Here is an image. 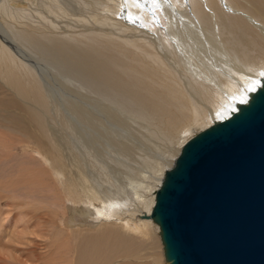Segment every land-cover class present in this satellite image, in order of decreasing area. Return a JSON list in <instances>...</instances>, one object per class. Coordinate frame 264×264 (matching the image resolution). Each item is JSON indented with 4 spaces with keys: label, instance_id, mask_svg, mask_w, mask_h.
Returning <instances> with one entry per match:
<instances>
[{
    "label": "bare ground",
    "instance_id": "obj_1",
    "mask_svg": "<svg viewBox=\"0 0 264 264\" xmlns=\"http://www.w3.org/2000/svg\"><path fill=\"white\" fill-rule=\"evenodd\" d=\"M42 1L46 13L36 8L29 12L25 6L9 9L8 1L0 6L13 18L0 21V125L14 124L30 139L26 145L36 140L41 153L55 154L49 163L62 176L67 166L79 174L86 170L84 165L99 171L100 157L108 154L101 150L103 136L127 159H134L139 149L129 137L132 133L178 144L184 130L231 117L263 86L264 0ZM131 120L136 125H128ZM111 122L129 138L104 134L101 127L112 128ZM79 123L84 128H79L81 138L72 137L71 127ZM35 131L42 134L38 140ZM11 145L0 138V146ZM174 147L166 150L169 158L179 152ZM169 162L170 167L175 164ZM44 175L34 168L20 170L0 189L48 193ZM79 182L81 191L66 183L75 199L61 223L87 232L93 229L89 225H95V231L108 228L86 242L75 260L66 256L59 263L140 264L136 234L150 232L158 244L161 240L160 226L151 217L152 200H145L143 216L137 215L123 209L124 203L109 192ZM82 193L91 203L84 209L79 205ZM99 199L102 207L97 206ZM45 215L35 213L24 223L45 221ZM8 235L0 234V264H36L33 251L17 255Z\"/></svg>",
    "mask_w": 264,
    "mask_h": 264
},
{
    "label": "water",
    "instance_id": "obj_2",
    "mask_svg": "<svg viewBox=\"0 0 264 264\" xmlns=\"http://www.w3.org/2000/svg\"><path fill=\"white\" fill-rule=\"evenodd\" d=\"M151 217L167 264H264V81L183 145Z\"/></svg>",
    "mask_w": 264,
    "mask_h": 264
},
{
    "label": "rangeland",
    "instance_id": "obj_3",
    "mask_svg": "<svg viewBox=\"0 0 264 264\" xmlns=\"http://www.w3.org/2000/svg\"><path fill=\"white\" fill-rule=\"evenodd\" d=\"M6 1L9 3L7 7L9 9L12 8L13 10H15V7L25 6L28 8L29 12L33 11L34 8L44 13L47 11L43 4L40 5V2L43 3L42 0H0V6ZM29 1L33 2L31 3ZM36 2L38 4H36ZM33 15H35V13H33ZM8 18L13 19L11 14H6L3 10H0V21L3 24L7 22ZM64 18L70 21L68 16ZM47 66H50L49 69L53 70V73L57 72L56 68L51 64H47ZM58 78H56V82H59V84H70V82L67 81V83H65L63 82V79L60 80ZM60 109L62 110V108ZM109 120L111 121V119ZM133 123V121L129 122L128 125H136V123ZM103 124L105 126V122ZM112 125V128L108 124H106V129L101 127L104 134H107L110 131L108 135L110 139H113L116 135L122 139L133 137L131 141H133L136 144L135 147L139 149V151L137 150L138 152L135 155V158L127 159L124 154L117 151V147H115L113 143L109 142V138L107 140L103 136L101 141L104 148H101V150H104L102 153L105 152V150H108V154L100 157L101 169H99V171H88L86 165H84L86 170L83 171V174H79L77 170L73 173L71 167L67 166L65 167V174L63 176L61 175L60 170H57L56 167L51 165V162L49 163L50 158H52V160L55 159V154L54 156H46L41 153V151H43L42 146H38V141L36 140L30 145H26L25 143L30 141V139L24 132L20 131V129H14V124L7 123V125H0V138L3 139L4 142L12 144L9 149H6V146H0V188H6L5 186L7 185L5 184L10 180L8 178L14 177L20 170L27 171L32 168L39 173H43V171L45 172V175L44 177L42 176V178L43 180H46V183L49 186L48 188H50V190L47 191L48 193L42 192L35 194L32 192L31 195L26 192L23 187L18 188L19 190L16 188L5 190L0 189V194H2V199H0V209L1 211L3 210L1 217L6 219H3V222L5 223L2 222L3 227L0 226V234H3L4 236L9 234L5 238L8 240L9 246L16 248L17 255H25V253L28 252L27 250L33 251L32 258L36 259V264H50L51 262L53 263V261L55 262L53 264H57L56 262L58 260H64L66 256L69 258L72 257L75 260L76 256L79 254V250L81 249L84 251L82 247L88 245L86 242L94 241L97 238V236L94 237L95 235L102 232V229L104 230L105 228H108L102 225L103 227L98 228L100 231H95V229H97L94 228L95 225H89L93 229L91 232H87L85 231L86 229L79 230L76 229V227L69 228L61 223L64 213L67 212L66 210H69V207L73 206V200L75 199V197L67 190L66 183L75 185L81 191L80 180L87 186L91 188L94 187L98 192H109L110 197L114 200L122 201L124 203V205H122V207L124 206L123 209H130V212L133 211V213H137V215L140 213L143 216L142 211L144 210V201L150 199L153 202L152 206L155 204L156 191L161 186L160 179L167 169L174 166L173 164L170 167L171 164H167V162L174 161L175 163L183 145L198 132L210 126H193L190 129L184 130L181 133L184 137L178 141V144L168 145V143H165L163 140L151 141L150 139L145 138L146 136L143 137V133V138H140L139 136L137 137V134L134 133L128 137L124 134V130L121 129L120 126L113 123ZM74 126L71 127L74 132L71 131L73 133L71 136L81 138L79 128H82L84 131L83 125L79 123V125ZM54 128L58 131L56 125H54ZM127 128L129 129V126H127ZM41 135L42 134L39 131H35V137L37 140L38 138H41ZM77 145L81 149H84L82 143H78ZM170 146H175L174 148L179 150L178 154H176L177 156L175 155L176 157L169 158V152L168 154L166 153V150ZM144 156L151 159L152 162H143L144 159L142 158ZM162 168L165 169V171H163ZM36 178L38 179L37 176ZM135 190H137L142 196L138 197V194H135L134 192ZM118 192L119 194H117ZM89 201V199L87 200V196L82 193L79 205L84 209L85 205H91ZM96 203L97 206L100 207L104 205V201L101 199L97 200ZM35 213L39 215H44V213L47 214L45 215V221H43V219H35L32 220L31 223H24V221L28 220L30 216H34ZM142 218H145V216ZM156 234H158L157 231ZM135 238L137 239L136 251L138 250V254L142 257L140 264H167L162 240H160V244H158L153 240L150 232L143 236L137 233ZM71 247H73L72 251ZM74 247L76 248L74 249ZM73 250L75 251L74 253ZM68 251H70V253ZM72 254H75V256ZM47 260L51 261L48 262ZM59 261L58 264H61Z\"/></svg>",
    "mask_w": 264,
    "mask_h": 264
}]
</instances>
